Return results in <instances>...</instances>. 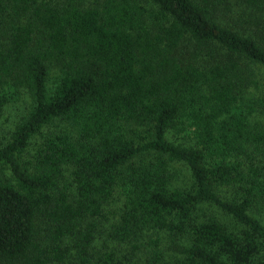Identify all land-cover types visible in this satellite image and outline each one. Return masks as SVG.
Instances as JSON below:
<instances>
[{
    "label": "trees",
    "instance_id": "trees-1",
    "mask_svg": "<svg viewBox=\"0 0 264 264\" xmlns=\"http://www.w3.org/2000/svg\"><path fill=\"white\" fill-rule=\"evenodd\" d=\"M0 264H264V0H0Z\"/></svg>",
    "mask_w": 264,
    "mask_h": 264
},
{
    "label": "rangeland",
    "instance_id": "rangeland-1",
    "mask_svg": "<svg viewBox=\"0 0 264 264\" xmlns=\"http://www.w3.org/2000/svg\"><path fill=\"white\" fill-rule=\"evenodd\" d=\"M15 110H18V108H16ZM45 131H47V130H45ZM37 137H40V136H37ZM177 170H178V172H180L179 177L181 180H185L188 178V171L186 168H184L183 166L182 167L177 166Z\"/></svg>",
    "mask_w": 264,
    "mask_h": 264
}]
</instances>
